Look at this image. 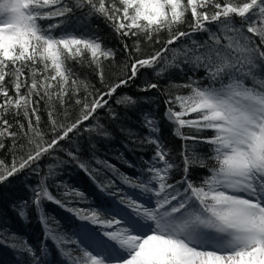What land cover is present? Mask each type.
Returning <instances> with one entry per match:
<instances>
[{
	"label": "snow or ice",
	"instance_id": "6c2138e0",
	"mask_svg": "<svg viewBox=\"0 0 264 264\" xmlns=\"http://www.w3.org/2000/svg\"><path fill=\"white\" fill-rule=\"evenodd\" d=\"M93 17L120 39L123 62L93 28ZM78 68L94 73L104 87L81 79ZM142 69L161 79L173 69L193 73L187 82H170L162 90L164 118L182 141L179 163L149 112L142 113L146 134L139 142L152 145L153 155L142 157L140 167L125 161L138 175L96 157L91 141L89 159L79 143L74 149L62 145L81 129L110 137L99 114L103 110L118 121L113 104L138 105L121 89ZM151 90H161L159 83L139 88ZM41 112L47 113V132ZM121 130L135 141L131 129ZM204 132L211 134L200 135ZM199 145H207V153ZM5 148L11 163L0 159V184L26 170L39 178L26 185L44 230L39 250L15 233H0V244L27 254L25 264H264V0H0V150ZM59 152L67 159L54 156ZM45 157L55 163L42 174ZM92 159L134 191L120 195L118 204L90 208L73 207L51 192L48 180L69 162L100 192L122 191H108L115 181L98 180L101 168ZM194 167L206 173L198 181ZM175 173H181L179 179ZM56 186L65 189L64 197L87 202L84 192L66 182ZM45 201L94 227L59 232L48 222ZM28 208V201L13 205L22 220ZM49 240L59 261L47 259Z\"/></svg>",
	"mask_w": 264,
	"mask_h": 264
},
{
	"label": "trees",
	"instance_id": "16d2710c",
	"mask_svg": "<svg viewBox=\"0 0 264 264\" xmlns=\"http://www.w3.org/2000/svg\"><path fill=\"white\" fill-rule=\"evenodd\" d=\"M79 15V13H77ZM44 24L49 23L48 21L42 22ZM91 25L100 37L103 39L104 44L107 47L113 48L117 51V62H123L126 57L122 51V45L120 39L112 31V29L104 22L102 18L93 17L91 20ZM200 34H197V39H202ZM131 45L132 41H128ZM147 52L151 49L146 45L143 46ZM81 79L88 80L91 85H94L97 89H102L104 86L99 82L94 73L88 71L87 69H79ZM112 70H108V79H113L111 75ZM193 75L191 71L181 73L179 70H170L164 78H158L155 76L153 70L142 69L139 77L132 83L129 87L121 89L122 93H127L134 98H136L139 103L134 108H124L122 106H117L113 104V107L120 113V119L118 121H112L107 116L105 111H101L99 114V122L107 128L110 132V137H98L95 134L84 132L81 129V135L79 137H73L72 141L61 142L64 147L75 148V144L79 143L83 149V158L89 159L92 157L93 153L89 150V142L95 144V156L103 161H108L109 163L116 166V168L123 173L129 175H138L137 169L128 167L127 161H131L137 165V167L143 166L141 158L150 159L154 152V147L146 143H140V139L146 134V129L142 127V113L149 112L152 113L155 118L160 123L161 128V139L168 149L173 153V156L177 163L180 162V157L178 153L181 150L182 141L173 134V126L164 118L166 96L162 94V90L169 89L170 82L176 84H183L187 82L188 76ZM203 75V71L195 73V77L199 78ZM158 82L161 90H151L148 92H141L139 88L142 87L146 82ZM206 83V81H205ZM175 94L180 92L182 94H187V89H171ZM83 95V92H81ZM145 98H148L145 100ZM43 107V105H42ZM75 111L73 112V115ZM42 116V126L47 132V113L41 112ZM63 118V117H61ZM22 119V117H21ZM92 123H95L93 121ZM131 129L135 134V141L133 137H130L126 131L121 129ZM185 132L190 130L184 129ZM209 132L200 133V135H210ZM9 143V142H6ZM207 145H199L198 150L201 153H207ZM61 159H67L64 152L55 153ZM0 159H5L7 163H11V156L8 154L7 148L0 150ZM92 165L94 167L101 168V172L96 174L97 179L100 181H106L108 179L114 180L115 185L109 188L108 191H117V189L122 190L117 192L115 196L106 195L100 192L96 187L93 180L80 168L76 166L74 162H69L65 164L62 168L58 169L59 175H56L48 180V185L51 192L57 196V198L68 202L72 201L73 207L90 208L100 205L104 202H119V196L125 193H131L134 190L128 188L126 185L121 183L113 173L104 168L102 165H96L95 159H92ZM50 163H55L53 157H45L40 161V168L43 173L47 172V166ZM192 178L199 180L202 175L206 174L204 169L192 168L191 169ZM175 178L179 179L181 173H175ZM39 178L33 174L30 170H26L19 175L10 178L9 181L0 184V233H15L17 236L22 237L35 249L39 250L43 240H44V230L42 225L39 223L35 212L31 208V192L26 185H36ZM66 182L69 187H74L84 192L87 196L86 203H80L78 198L64 197L62 193L65 191L64 188H57L58 182ZM28 201V219L22 220L14 211L13 205H20V202ZM123 207V205H120ZM44 209L46 215L49 217V224L55 227L61 233H69L77 230L79 225H87L88 227H94L86 221H81L77 219L72 213L65 211L54 203L44 202ZM49 246V256L47 259L50 262L59 261L61 258L59 253L55 249L51 240L47 241ZM70 247H75L74 245ZM27 259L26 253L17 252L16 250L8 247L4 244H0V264H25Z\"/></svg>",
	"mask_w": 264,
	"mask_h": 264
}]
</instances>
